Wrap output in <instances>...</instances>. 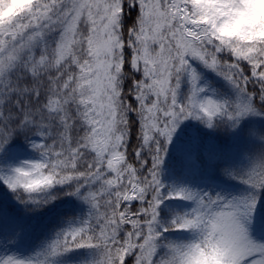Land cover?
<instances>
[{"label": "snow or ice", "instance_id": "obj_1", "mask_svg": "<svg viewBox=\"0 0 264 264\" xmlns=\"http://www.w3.org/2000/svg\"><path fill=\"white\" fill-rule=\"evenodd\" d=\"M129 7L138 9L130 26L122 19ZM0 17V150L21 131L44 139L32 144L43 162L25 161L0 180L34 204L55 197L33 194L71 184L67 194L90 206L78 226L57 233L48 255L89 248L99 254L94 264H204L219 252L222 264H264V244L247 227L254 198L166 192L160 178L181 120L200 118L211 127L223 116L235 127L244 116L264 114V35L250 0H30L0 4ZM192 60L228 81L236 101L200 99ZM185 80L190 93L180 100ZM132 112L140 139L130 153ZM246 182L264 188V157ZM172 198L194 207L165 225L161 207ZM172 228L196 230L200 242L165 243ZM0 264L32 261L7 257Z\"/></svg>", "mask_w": 264, "mask_h": 264}, {"label": "trees", "instance_id": "obj_2", "mask_svg": "<svg viewBox=\"0 0 264 264\" xmlns=\"http://www.w3.org/2000/svg\"><path fill=\"white\" fill-rule=\"evenodd\" d=\"M137 12V8L129 7L123 14V23L130 26ZM207 76L217 91H227L229 87H232L228 81H224L216 74L210 73ZM126 85L127 81L124 82L125 88ZM134 101V95L125 96L126 103H135ZM135 116V112L129 113L130 128L127 147L130 153L140 139V125ZM254 118V123L243 121L235 127L227 119L213 122L209 129H202L200 124H194L193 130L199 131L203 139L214 140V144L209 146L214 152H211V149L206 150L192 159L184 155L182 159L188 161L190 167L186 166L182 169L175 166V157L169 158V162L160 166V178L166 186V192L171 190V183L189 179L192 182L205 184L209 193L218 194L217 196L254 198L253 212L248 224L257 237H264V188L246 182L249 171L264 157V141L253 134H264V114L256 115ZM184 125L190 126L189 123ZM32 139H39L41 144L44 143V139L38 135L23 131L15 134L4 149L0 150V169L11 158L13 151L29 150L34 155L42 157L39 151L30 149ZM73 190L74 185L71 184L54 185L50 189L33 195L37 200H49L52 196L55 199L47 203L34 204L28 200L27 193L20 190L18 199L17 193L0 182V238L4 237L9 241V245L6 244L3 250L9 246L17 255H34L36 261L42 258L60 264L77 262L94 264L99 255L96 249H73L57 256L47 254L48 246L56 239L57 233L88 216L90 206L78 196L67 194ZM132 203L139 204L138 201ZM181 203H186V200L172 198L164 201L161 207L163 224L167 225L176 214H182L179 211ZM12 218L15 220H11ZM194 235V230L172 228L163 234L162 240L165 243L187 244L194 240ZM165 251L166 249L161 248L160 255L156 259H159ZM0 255L4 257L6 251L3 253L0 251Z\"/></svg>", "mask_w": 264, "mask_h": 264}, {"label": "rangeland", "instance_id": "obj_3", "mask_svg": "<svg viewBox=\"0 0 264 264\" xmlns=\"http://www.w3.org/2000/svg\"><path fill=\"white\" fill-rule=\"evenodd\" d=\"M123 19V18H122ZM192 66L196 69L197 73L200 76V81L199 84L202 88H204V92L199 94L200 99H206V98H212L217 100L218 102H224L227 101L229 103H234L237 99L238 93L233 86L227 89V91H217V89L209 82V76H207L210 73L218 75L216 72H214L211 69H208L205 67L203 64L196 60L191 61ZM219 76V75H218ZM221 77V76H220ZM224 79L223 77H221ZM225 81V79H224ZM224 83V82H223ZM231 89V91L229 90ZM232 92V95H231ZM190 93V84L187 80L182 82L181 87L179 89V99L183 100L186 94ZM182 96V97H181ZM135 102V101H134ZM133 113V112H132ZM256 115H247L242 118H240L239 123L237 124L240 125L243 121H247L248 123H254V117ZM135 119L138 121V117L135 116ZM227 119L226 117L223 116H218L214 119L215 121ZM229 121V120H228ZM139 122V121H138ZM185 122V123H184ZM230 123L233 124V121H229ZM186 123H189L190 126L184 125ZM200 124L202 126V129H209L210 126H208L203 119L200 118H193L189 117L187 119H183L179 122L178 126L175 129V132L173 133L172 139L170 142L166 144V151L164 153V159L162 166L165 162H169V158L175 157L174 159L176 161L175 166L185 168L186 166H189L188 161L183 160L182 158L184 155H187L188 158L192 159L195 155H199L200 152H205L206 150H210L209 146L213 145V141H206V138L203 139L199 133V131H194L193 126L194 124ZM33 143H41L39 139H32L30 143V149H33L32 144ZM211 152H214L213 149H211ZM29 162V163H36V162H43V158L34 155L32 152L29 150H17L13 151L11 153V158L8 159V161L5 163L4 167L0 169V176H7L12 174V169L15 167H19L22 165L23 162ZM190 167V166H189ZM195 169V167H193ZM196 170V169H195ZM1 184L5 185L6 187L7 184H5L2 180H0ZM172 189H187L191 192H196L200 194L207 193L208 195L212 196L213 198L217 197L218 194L215 193H209L207 190L206 186L203 183L200 182H191L189 179H184L181 181H175L174 183L171 184ZM221 197V196H219ZM225 200H231L234 197H222ZM237 198V197H235ZM170 200V199H166ZM168 206V205H167ZM194 207V202L190 200H186V203H181L179 206V211L184 214V213H190L192 208ZM11 220H15L12 218ZM79 223L75 222L72 224V226H78ZM248 231L250 234L251 239L258 243V244H264V237H257L251 230L249 224H247ZM194 240L197 239L199 236V233L194 230ZM8 244L9 241L5 239L4 237L0 238V251L3 253V251H6V255L2 257L0 255V259L7 258V257H12L15 259L19 260H31L32 264H40V262H44V264H60L59 262H53L49 259H40V260H35L34 255H17L14 253V250H11L9 246L3 250V247ZM37 254V253H36ZM258 258V257H257ZM66 264V263H62ZM74 264V263H72ZM75 264H80V263H75Z\"/></svg>", "mask_w": 264, "mask_h": 264}, {"label": "clouds", "instance_id": "obj_4", "mask_svg": "<svg viewBox=\"0 0 264 264\" xmlns=\"http://www.w3.org/2000/svg\"><path fill=\"white\" fill-rule=\"evenodd\" d=\"M29 2L30 0H7V3H5L4 0H0V4H3L4 9L9 7V5L15 6L19 4H27ZM250 3L253 5V15L259 21L258 34L264 35V0H250ZM0 19H4V17H0ZM199 242L200 236L187 244H196ZM223 258L222 253L209 252L204 264H222Z\"/></svg>", "mask_w": 264, "mask_h": 264}]
</instances>
